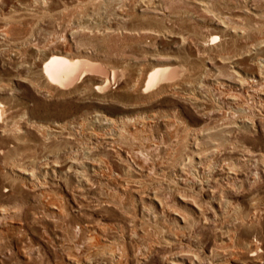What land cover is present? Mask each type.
<instances>
[{
    "label": "rangeland",
    "instance_id": "1",
    "mask_svg": "<svg viewBox=\"0 0 264 264\" xmlns=\"http://www.w3.org/2000/svg\"><path fill=\"white\" fill-rule=\"evenodd\" d=\"M263 38L264 0H0V264H264ZM50 50L130 80L48 87L35 62ZM159 67L184 73L141 91ZM141 116L140 138L118 122ZM56 123L48 139L40 125ZM119 124L122 163L107 141ZM77 146L87 183H55L44 160Z\"/></svg>",
    "mask_w": 264,
    "mask_h": 264
},
{
    "label": "bare ground",
    "instance_id": "2",
    "mask_svg": "<svg viewBox=\"0 0 264 264\" xmlns=\"http://www.w3.org/2000/svg\"><path fill=\"white\" fill-rule=\"evenodd\" d=\"M138 2L140 4L141 3L153 4V3H155V0H138ZM202 4L204 6H206L204 2H202ZM115 5H117V3ZM220 22L222 24V22H224V21H222V19H221ZM223 26L225 27V29H228V26H225V25H223ZM233 31L235 32V28L233 29ZM217 38H218V35L212 34L209 37L208 43L214 44L216 42ZM261 42H264V38H263V40H261ZM261 45H262V43H261ZM258 46H256V47L252 46L253 47L252 49L255 50ZM247 51L249 52V51H251V49H249ZM233 60H234V58L224 57V58H222L221 61L223 63H228V64L232 63V65L234 67L235 64H234ZM35 65L40 69V72L45 79L46 86H48V87L53 86L55 89H57V88L62 89L63 88V90H64L65 88L72 87L73 85L77 84L80 81V79L84 76L85 72H93V71L100 73L99 77L96 78V84L93 86V89L95 91H98V92L109 90L110 88H112L111 87L112 84L116 85L117 87H121L126 81H128V79L130 80V78H129L130 74L127 73L126 69H124V68L113 69L110 72H108V70L102 68L103 65L101 67L98 64L89 62L85 58L81 59V58L69 56L68 54L61 53L60 51H55V50L42 51L41 56H40L39 60H37L35 62ZM261 67L262 68L259 71L260 74L257 75L256 79L251 81V83L253 85H255V82L257 81V79H263V82H264V64H262ZM183 73H184L183 68H180V67H175L173 69L168 68V67H159V68H153L150 71H145V72H143L141 70V72L138 75V78H140L141 75H143V79L141 82V87H142L141 91L145 92V91L149 90V88L154 87V86L161 88L160 82H163V81L164 82L167 81L166 83L172 82L174 80V78L175 79H176V77L180 78L183 75ZM237 76H238L237 82L241 85L245 80V78H244L245 76L244 77L239 76V75H237ZM138 78L135 79V81L131 84V87L136 86V80H138ZM260 94H262L264 96V92H260ZM262 100H263V102H262L261 106H264V98ZM262 113H264V111H262ZM91 119H92V121L99 120V121H104L110 125H117V124H114L115 121L112 118H110L104 114L94 113L91 116ZM147 119H149V118H147ZM244 121L245 120H241V119L234 121L232 126L236 127V128H238V127L240 128L243 125L242 123ZM118 122L121 124H127V123L131 124L132 123L129 126V128L131 130H133V132H134V136L133 135L132 136L138 137V138H140L139 136L142 135L141 131H143L144 127L147 125V120L145 118H142V116L141 117H135L134 121H125V122L123 121V123H122V121H118ZM121 124H119V126H118L116 135L114 136V134H113V136H110L107 138V141L110 143L111 146H113V149H111L110 154L112 155V158L115 160L116 163L117 162L122 163V161H123L122 160L123 155L120 152L121 148L119 146L120 142H124V140L122 139V133L120 132ZM40 127H41L40 128L41 132H43V134L46 137H48V139L54 137V135L56 133L62 134L63 131L66 128H68L66 124L61 125L59 123H56L53 126L40 125ZM130 134H132V132ZM83 149L84 148L82 146H77L73 149H70L69 154L68 155L66 154L67 156L65 155L66 157H62L60 159H53L50 161L47 160V158L44 160L46 168H49V170H51V174H49V175L52 177V180L55 181V183L58 184V181L61 179L62 175L66 176V177H69L71 175V176H74L75 180H77L78 182L87 183V178H85L83 176V172H82V170H80V168L82 167V164L79 160V157H80L79 153L86 155V156H89V151H84V152L79 151V150H83ZM8 154L10 155V153H8ZM261 157H262V155H261ZM97 161H99V160L97 159ZM74 164H78L80 168L77 170L72 169L74 167ZM127 167L129 169V171H131L129 166H127ZM227 169H228L227 174L232 173L230 171L232 168H227ZM36 185L43 186L44 184L38 183V182L33 184V186H36ZM43 194L46 195L45 197H49L47 191L43 192ZM156 197L157 196H155V195L151 196L152 199H155L157 201ZM229 202H227V204H226L227 208L225 209V216L226 215L229 216L230 213L232 212V209H233L231 207L232 205L230 206ZM53 204H54V202H52V201H47L45 203L46 207H48V208H52ZM159 204H160V202H159ZM195 211H197V213L199 215L204 214L203 208L198 204L195 207ZM0 212H1V214H4V213H6V210L0 208ZM57 212H59V211H57ZM179 222H185L184 217H180ZM111 242L112 241L108 240L107 244L110 246ZM225 243L226 242H222V245H223L224 249H226V251H227L229 244L225 245ZM257 249L259 250V247H258V245H256V243L247 246L248 252L254 253ZM109 254L111 256H113L114 263H115L116 259L119 255L117 256L116 253L113 251H110ZM78 262H79V260H78Z\"/></svg>",
    "mask_w": 264,
    "mask_h": 264
}]
</instances>
